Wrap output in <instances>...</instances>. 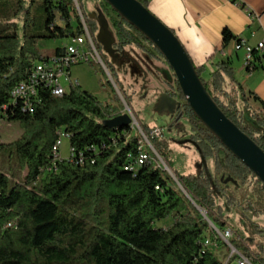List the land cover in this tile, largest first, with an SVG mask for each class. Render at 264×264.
<instances>
[{"label": "trees", "instance_id": "obj_1", "mask_svg": "<svg viewBox=\"0 0 264 264\" xmlns=\"http://www.w3.org/2000/svg\"><path fill=\"white\" fill-rule=\"evenodd\" d=\"M138 1L148 8L146 0ZM36 3L44 16L40 33L31 28L30 7ZM100 6L113 45L134 46L167 65L104 0ZM73 7L72 0H0V121L17 123L22 131L12 143H0V264H234L240 257L264 264V225L250 219L244 229L256 237L252 248L238 236L230 239L236 255L229 260H219L204 242L210 227L198 209L218 230L228 221L226 209L240 208L259 220L264 218V186L195 118L174 77L166 93L179 101L189 141L206 165L196 175L175 173L177 182L152 162L136 166L139 137L130 127L106 125L120 113L78 86L61 97L39 87L30 114L18 102L12 106L11 92L33 65L65 51L64 46L42 56L39 42L83 33L78 20L72 26ZM84 19L103 62L105 53L94 35L98 22ZM222 39L226 45L232 36L225 30ZM213 59L195 68L199 78L225 116L264 152V116L251 109L249 100L262 110L264 104L236 84L227 60ZM255 61L261 65L264 56ZM60 132L68 135L73 158L53 154ZM162 135L150 143L164 159L167 145L158 143ZM239 190L247 191L245 197ZM168 219L166 227L157 226Z\"/></svg>", "mask_w": 264, "mask_h": 264}, {"label": "rangeland", "instance_id": "obj_2", "mask_svg": "<svg viewBox=\"0 0 264 264\" xmlns=\"http://www.w3.org/2000/svg\"><path fill=\"white\" fill-rule=\"evenodd\" d=\"M101 0H77L81 12L85 18H93L98 22ZM73 2V1H72ZM74 5V3H73ZM31 10V25L35 32H42L43 12L40 3H36ZM72 26L76 27V13L73 12ZM20 16L17 24H23ZM97 29L94 32L95 38L99 35V23H95ZM107 33L113 37L110 24L107 25ZM70 39L63 40H42L38 48L42 56H52L56 47L67 45ZM104 54V53H103ZM123 56L119 54L112 56L103 55V64L106 70L100 65L90 60L89 63H83L73 66L70 71L71 80H76L78 87L96 97L101 103L108 104L117 109L120 115L131 113L141 132L146 136L145 129L162 130L163 135L159 144L165 142L167 145L166 159L156 154L162 159L167 171L176 178L175 173L181 176L196 175L206 166L200 159L198 152L189 141L191 134L190 126L182 109L174 112L159 110V98L163 92H168L170 84H173V76L165 63L159 58L150 57L147 53L137 49L134 46H124ZM120 87V88H119ZM121 89V93L120 90ZM179 104V101H178ZM125 106L128 110H125ZM251 106V105H250ZM254 111V108L251 107ZM259 116L263 115L256 111ZM111 120H105L108 125ZM22 131L17 123L0 121V143L10 144L20 137ZM69 144L67 139L62 140L59 149V155L62 158H68ZM209 170H212V164L207 163ZM165 172V171H164ZM168 172H166L168 174ZM23 176V175H22ZM240 194V190H239ZM246 195V193H243ZM241 195V194H240ZM242 195V197H245ZM228 217L225 228L232 232V238L236 236L251 247L256 237L245 232L244 225L247 220H252L264 225V218L255 220L250 215L243 214L240 208L226 209L224 212ZM170 224V219L157 224L158 227H166ZM212 225V224H211ZM213 226V225H212ZM231 238V239H232ZM225 243V242H224ZM219 260H229L235 251L229 248L226 243L214 251ZM225 260V259H224ZM225 260V261H226ZM235 264V263H234Z\"/></svg>", "mask_w": 264, "mask_h": 264}, {"label": "water", "instance_id": "obj_3", "mask_svg": "<svg viewBox=\"0 0 264 264\" xmlns=\"http://www.w3.org/2000/svg\"><path fill=\"white\" fill-rule=\"evenodd\" d=\"M119 18L148 41L166 62L178 88L195 118L236 160L243 164L264 186V152L251 138L228 119L214 102L199 78L195 66L173 31L150 13L138 0H104ZM93 19V18H91ZM97 42L105 54L112 56L114 38L107 33V22L99 11ZM104 69L106 70L105 66ZM159 110L174 112L180 104L168 94H160ZM125 110L128 108L125 106ZM132 120L124 113L108 124L112 129L129 127ZM168 172L166 168L162 169ZM168 175L177 182V179ZM247 193V191H246ZM190 199L189 197H187ZM201 213L200 209H198ZM203 218L212 224L206 214Z\"/></svg>", "mask_w": 264, "mask_h": 264}, {"label": "crops", "instance_id": "obj_4", "mask_svg": "<svg viewBox=\"0 0 264 264\" xmlns=\"http://www.w3.org/2000/svg\"><path fill=\"white\" fill-rule=\"evenodd\" d=\"M146 1L150 13L174 32L195 68L205 66L212 55L214 62L227 60L235 72L236 84L264 104L262 70L247 72L243 66L244 51L235 50L236 40L252 48L264 43V0ZM225 30L232 40L223 45ZM261 55L264 56V49ZM249 105L264 116V110L257 102L250 99ZM243 193L246 190H240L241 196Z\"/></svg>", "mask_w": 264, "mask_h": 264}, {"label": "built area", "instance_id": "obj_5", "mask_svg": "<svg viewBox=\"0 0 264 264\" xmlns=\"http://www.w3.org/2000/svg\"><path fill=\"white\" fill-rule=\"evenodd\" d=\"M57 1V0H49ZM74 12L77 20L82 28V34L79 37L70 38L69 43L64 47V53L59 56H52L45 62L35 63L28 78L19 83L11 92V104L20 103V109L24 113H32L33 104L37 99L39 87H44L50 91L53 96L61 97L70 86H78L76 80H71L69 71L73 66L83 63H89L92 60L96 64H100L104 68L102 59L96 49L93 39V45H86V38H93L86 26L84 16L81 12L77 0H74ZM264 49V43H259L255 48L248 46L245 42L238 40L235 42V50H243V66L247 72H253L258 69L262 70L264 77V63L261 65L255 61V56H260ZM33 102V103H32ZM132 124L129 126L139 137V152L136 158V166H140L146 162H152L156 168H166L162 159L156 154L152 145L151 139L157 138L163 132L162 130H152L148 135H144L135 122L131 113H128ZM63 139H68V135L64 132L59 133V139L52 148L53 154L57 155ZM69 158H73V150H68ZM201 213H205L200 210ZM209 236L204 240L207 246H213V250L219 248V243H226L231 248L229 240L232 238L230 229L218 230L209 224ZM224 243V244H225ZM232 249V248H231ZM233 250V249H232ZM235 264H249L244 258L236 259Z\"/></svg>", "mask_w": 264, "mask_h": 264}, {"label": "flooded vegetation", "instance_id": "obj_6", "mask_svg": "<svg viewBox=\"0 0 264 264\" xmlns=\"http://www.w3.org/2000/svg\"><path fill=\"white\" fill-rule=\"evenodd\" d=\"M112 49H113V53H114V55L116 54V55H118L119 54V57H120V55L122 56V57H124L123 56V47L122 48H119V47H117V46H115V45H113L112 46ZM174 100H176L177 101V103H178V100L177 99H175V98H173ZM180 104V103H179Z\"/></svg>", "mask_w": 264, "mask_h": 264}, {"label": "bare ground", "instance_id": "obj_7", "mask_svg": "<svg viewBox=\"0 0 264 264\" xmlns=\"http://www.w3.org/2000/svg\"><path fill=\"white\" fill-rule=\"evenodd\" d=\"M74 3V0H72ZM86 45H93V38H86ZM164 169V168H161Z\"/></svg>", "mask_w": 264, "mask_h": 264}]
</instances>
